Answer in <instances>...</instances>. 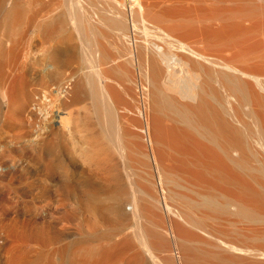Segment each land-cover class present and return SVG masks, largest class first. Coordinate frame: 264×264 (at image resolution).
I'll return each mask as SVG.
<instances>
[{"label":"bare ground","instance_id":"1","mask_svg":"<svg viewBox=\"0 0 264 264\" xmlns=\"http://www.w3.org/2000/svg\"><path fill=\"white\" fill-rule=\"evenodd\" d=\"M8 2L14 28L30 3ZM78 8L42 19L36 53L9 34L0 61L6 121H27L28 79L59 93L33 134L13 135L42 192L62 196L40 217L84 211L121 231L78 264H264V0Z\"/></svg>","mask_w":264,"mask_h":264},{"label":"rangeland","instance_id":"2","mask_svg":"<svg viewBox=\"0 0 264 264\" xmlns=\"http://www.w3.org/2000/svg\"><path fill=\"white\" fill-rule=\"evenodd\" d=\"M28 12L24 6L23 13L17 17V25L6 26L8 17H16L11 10L12 3L0 10V61L4 62L9 54L4 45L9 34L24 33V47L36 53L41 47L42 31L48 26L42 20L48 14L59 8L66 16L74 9L78 10L99 7L112 14L119 0H28ZM49 29V27H48ZM27 87L35 92L34 101L27 110V121L14 125L5 120L0 107V264H78L83 254L115 241L119 237L116 231L109 234L100 223L88 213L78 212L72 219H62V213L55 216L58 221L40 217V210L47 202L58 205L62 198L54 193L42 192L43 172L37 169L27 173L33 156L22 146L14 133L33 134L39 123H44L47 111L57 110L59 93L54 91L56 99L51 103L50 98L44 97L43 83L37 78L28 79ZM19 126V127H17ZM17 127V128H16ZM26 135V134H25ZM18 140V141H17ZM57 188V187H56ZM68 198L66 199V201ZM56 201V202H55ZM69 202H73L69 199ZM81 227L93 228L95 234L78 235ZM102 227V228H101ZM128 227L126 231L132 230ZM89 253V252H88Z\"/></svg>","mask_w":264,"mask_h":264}]
</instances>
